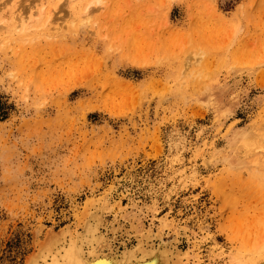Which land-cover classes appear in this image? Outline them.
Returning <instances> with one entry per match:
<instances>
[{
	"label": "rangeland",
	"instance_id": "1",
	"mask_svg": "<svg viewBox=\"0 0 264 264\" xmlns=\"http://www.w3.org/2000/svg\"><path fill=\"white\" fill-rule=\"evenodd\" d=\"M98 207L264 264V0H0V264Z\"/></svg>",
	"mask_w": 264,
	"mask_h": 264
},
{
	"label": "bare ground",
	"instance_id": "2",
	"mask_svg": "<svg viewBox=\"0 0 264 264\" xmlns=\"http://www.w3.org/2000/svg\"><path fill=\"white\" fill-rule=\"evenodd\" d=\"M88 13L89 9L87 8L84 12L86 18H88ZM48 19L50 18L47 15L46 20ZM50 21L51 20H49V22ZM102 209L105 210L104 208ZM85 213L84 217L82 216V231L75 234L76 231L74 232L72 229L65 228L59 232H55L54 234H48L49 237L46 235L48 239L45 241L43 240V243L41 242L42 244L40 243L39 248H37L38 250L34 254L29 255V257H27L28 259H26L27 262L25 261V263L186 264L188 261V253L184 252L185 250H181L178 246L179 241L177 233H175L177 237L174 236L167 242L166 240H162L161 234L157 231V233H154L150 230H144L141 226L139 228L138 226L136 232L137 234L132 231L133 235L135 234L134 237L136 236L137 242L131 247H128L125 245L124 241H119V237V239H117V234L121 230L120 226L116 227L118 225L113 224L112 228L106 227L107 224H105L106 222L103 217V212L99 209V207L94 210V212H89L88 210ZM101 227L106 229L102 231ZM130 227L136 229L133 224L130 225ZM151 241L158 242L153 244L150 243ZM107 242H109V246H107V248L106 245H104V247L107 248V250H104L105 248H102V244ZM117 244L122 245L123 248L119 250Z\"/></svg>",
	"mask_w": 264,
	"mask_h": 264
}]
</instances>
